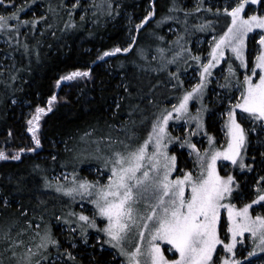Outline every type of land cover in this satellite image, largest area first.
Masks as SVG:
<instances>
[{
  "label": "snow or ice",
  "instance_id": "1",
  "mask_svg": "<svg viewBox=\"0 0 264 264\" xmlns=\"http://www.w3.org/2000/svg\"><path fill=\"white\" fill-rule=\"evenodd\" d=\"M2 3L4 0H0V4ZM8 3L15 10L6 15L0 14V34L6 37L5 43L9 48H12L14 44L19 46L18 37L21 35V24H35L37 20H43L44 17L21 21L18 13L23 12V6L17 7L15 0H8ZM249 3L252 5L264 4V0H239L234 7L224 8L223 11L230 16L231 22L222 35L213 38L215 42L209 53L211 59H208L206 63H201L202 71L199 82L192 86L190 91H185L182 98L178 100L177 104H173L170 110L161 108L158 115L153 114L150 131H147L142 142L129 144L125 140L117 141L124 147L122 151L116 150L111 156L105 158L104 167L109 168V163L111 164L107 183L101 184L99 180L90 181L86 178H78L75 173L70 186H65L58 177L55 185L45 178L43 185L45 188L54 187L57 193L71 197L72 200H75L77 195L81 200L95 197L90 201L95 206L93 217H89L83 212L69 213L70 216L77 217L80 236L85 244L88 242V228L104 233L108 238L105 243L118 249L119 255L124 257L121 264H217L218 260L219 264H241V261L235 258V249L238 243L237 238L244 237L245 233L258 239L261 251H264V215L252 214L253 206L264 202V194L258 193L256 199L239 208L234 203H225L226 200L231 201L234 189L239 188V183L232 174L222 176L217 167V161L222 158L224 161H230L233 165H238L241 170L247 168L251 171L252 165L246 164L243 158L250 143L248 133H255L258 129L264 133V15L256 13L245 15L246 5ZM79 6L80 0H76V3L71 7L75 10ZM201 6L202 0L201 4H197L193 10L199 12ZM207 11L211 12L212 8H208ZM216 12L219 13L220 9L217 8ZM68 15L71 18L72 12L70 11ZM153 15L154 11H149L141 23L148 21ZM83 19L84 17L81 16V20ZM163 19H173V17H164ZM12 21H17V23H12ZM68 26L65 25V27ZM72 26H75L74 23ZM140 26L136 27L139 29ZM200 27L203 30V25ZM256 29L262 30L258 34L259 48L252 57L251 74L244 75L240 99L231 104L228 110V119L225 124L227 129L226 147L213 148L210 155L208 154L209 149H205L204 154H201L197 145L192 143L189 138H184L181 141L180 137L171 136L168 131L169 121L183 119L189 114V101L193 98L202 99L208 77L212 75L211 70L220 63V58L225 55V48L230 49L234 56L240 60L241 66L248 67L245 55L246 41L249 33ZM135 43L136 38L132 37V41L127 47H116L112 49V52L128 53ZM23 48L27 54L28 45L24 44ZM16 50L18 47L13 49V51ZM110 54L105 51L98 59ZM175 55L178 56L180 53ZM192 59L200 60V57L195 56ZM228 71L233 72L231 64H229ZM90 74V69L72 71L61 76L56 83L59 85L61 81L89 77ZM172 76L179 79L176 73H172ZM254 77L257 79L254 80ZM180 83L182 84L183 81ZM128 87L129 85H125L126 91ZM155 87V84H151L147 92H144L142 87H137L136 95L140 100H145ZM128 95L132 96L133 93L128 92ZM56 100L57 96L52 95L48 100L47 108L37 106L27 121V131L32 134L31 138L36 146L41 145V139L37 134L41 126V117L46 111L52 110V104ZM146 102L155 106L152 99H147ZM116 107L119 108L120 105L117 104ZM137 108H139L138 104L133 107V111ZM237 109L242 110V115L247 114V118L252 124L249 129H245L238 122ZM200 111L201 109H197L196 115L190 117L198 121L197 128L202 127ZM173 113H177V115L173 116ZM146 119L148 117L141 119L140 123L143 124ZM132 123L136 122L133 120ZM84 135L90 136L91 133ZM135 136L136 133H132V137ZM106 138L111 139V136H101L98 139ZM165 139H167V143L164 142ZM173 141H180L181 148L187 145L189 149L195 151L194 167H198L196 175L190 170L180 169L177 155L169 154L168 144ZM209 143H212L211 138ZM150 146L151 151H149ZM19 151L23 152L25 149ZM27 151L31 152L35 149L29 148ZM188 154L192 155L193 152L190 151ZM261 156L264 157V152H261ZM8 158L6 152L0 150V159ZM11 159L18 160L20 155L12 156ZM37 167L39 166L37 165ZM177 171L180 174L172 178V174ZM65 179H67L66 176ZM259 179L264 181V176ZM3 203L7 206L8 199L4 198ZM261 206L264 207V205ZM222 209L227 211L225 239H229L230 234V241L227 243L225 239H221L220 235ZM95 217L101 218L103 227H100ZM20 218H23L22 224ZM36 220L43 222V214L37 215L34 211L33 217L29 218L28 210L24 209L20 213V217L0 222V242L4 244L3 251L10 253L6 258H3L6 260V264H42V261H47L48 264H57V261L64 257H67L64 264H67L68 261H72L73 264H82L76 260L72 251L68 249L60 251L62 245L54 235L50 222L41 224L36 223ZM56 220L60 221L61 217H56ZM64 223L67 224L70 234L76 232L77 229L71 226L73 221L65 217ZM14 229H16L15 234H13ZM146 231L149 234V239L145 246L143 241ZM30 233L29 239H24V236ZM37 239L38 243H32ZM74 239L70 235V240L74 241ZM161 242L170 246L167 248L168 252L178 253L177 258L169 259L165 255V248L161 246ZM217 245L223 246V251L226 253L223 257L217 255ZM49 246L56 249L55 259H53L54 254L49 251ZM71 247L75 248L76 244L71 243ZM18 249L21 251L18 252ZM254 251L255 249L253 252H249L248 256H252ZM227 253H231L232 258H229Z\"/></svg>",
  "mask_w": 264,
  "mask_h": 264
},
{
  "label": "rangeland",
  "instance_id": "2",
  "mask_svg": "<svg viewBox=\"0 0 264 264\" xmlns=\"http://www.w3.org/2000/svg\"><path fill=\"white\" fill-rule=\"evenodd\" d=\"M94 1L96 0H80V6L75 10L72 9V4L76 3V0H15L17 7L23 6V12L18 13L20 20H34L38 17H44L43 20H37L35 24L20 26L21 35L18 37L19 46L13 45L12 48L18 47L15 52L23 57L31 54L35 58H39L38 50L36 48V39L44 36L42 40H38L39 43L43 44L48 39L54 38L56 33L59 32L62 36H67L71 30L61 26L64 16L67 17L71 11L77 17L78 21L81 22L85 18L91 16L95 11ZM239 0H202L201 10L199 12L193 9L197 4H201V0H185L184 5L176 6L169 12L162 11L160 19L146 29V34L143 36L144 45L134 52L127 58L128 66L130 67V75L132 77V86L134 88L133 95L124 103L123 110L126 112L123 119L120 122L110 125L106 129H97L90 136L80 137L74 147L69 149L66 144H63L59 149L63 153H71L72 161L67 160L60 162L59 165L65 166V171L57 172L48 181H51L53 185L56 183V178L65 186H70L72 182V176L75 175L78 178H86L90 181L99 180L101 184L107 183V176L110 175L109 168L104 167L105 158L111 156L116 150H123V145L119 144L118 140H125L129 144H138L145 138L147 131H150L151 119L154 118L153 114L158 115L161 108L171 109L173 104H177L178 100L182 98L185 91H190L192 86L199 82L201 63H206L208 59H211L209 53L211 52L214 44V37L218 38L227 30L228 24L231 22L230 16H228L223 10L225 7L229 9L234 7ZM153 2L151 3V5ZM67 5V7H65ZM115 9H120L122 6V0H112V6ZM97 6V5H96ZM111 6V4H110ZM208 8H212V11H207ZM219 8L220 12L217 13L216 9ZM7 9V11H5ZM67 9V15L66 10ZM15 9L8 3V0H4V3L0 4V14H8ZM147 12L152 11L150 2L146 8ZM252 13L264 15V4L252 5L249 3L246 5L245 15ZM148 14V13H147ZM69 16V15H68ZM81 16L84 17L81 20ZM124 30H126V36L128 39H132V33L137 29V25L147 24L148 21L141 23L134 22V19L130 13L126 11L123 14ZM164 17H173V19H163ZM151 18V17H150ZM149 18V19H150ZM153 20V19H152ZM151 21V20H150ZM149 21V22H150ZM208 22V23H206ZM17 23V21H12ZM57 23H60L57 25ZM203 25V30H201ZM166 34L163 32L164 28ZM262 30L256 29L252 33H249L246 41L247 48L245 51L246 58L248 60V67L241 66V62L237 59L230 49L225 48V55L220 58V63L217 64L211 71L212 75L208 77V83L205 88L202 99L193 98L189 101V114H187L181 120H170L168 131L173 137H180L181 141L184 138H189L192 143L197 145L201 154H204L205 149H209V155L213 148H224L227 144L226 136V121L228 119V110L231 104L236 103L240 99V93L243 90L244 75H250V69L253 66L252 57L255 55L259 48L257 43L259 39V33ZM73 32V31H71ZM57 35L61 37L60 35ZM56 36V37H57ZM163 37V39H161ZM6 37L0 34V72L2 74L9 72L12 62L11 55H8L10 49L8 44L5 43ZM155 40V42H154ZM190 40V41H189ZM153 41V42H152ZM189 41V42H188ZM188 42V43H187ZM38 43V46L41 45ZM147 43V44H146ZM28 45L27 54L23 45ZM154 46V47H153ZM164 51L161 52L160 50ZM184 49V51H181ZM142 53V54H141ZM180 53V55H175ZM199 56L200 60H194L192 57ZM155 57V58H153ZM175 61L174 63L171 61ZM229 64L232 65L233 72H229ZM259 72V69H257ZM172 73H176L179 79L172 76ZM115 77V75H114ZM227 77V79H226ZM254 80L257 77L253 78ZM180 81H183L181 84ZM151 84H155L156 87L152 90V93L146 97L145 100H140L139 96L136 95L137 87H142L144 92L148 91V87ZM175 85V87H173ZM64 87H66L64 85ZM152 99L155 106L147 104L146 100ZM56 102V101H55ZM122 98L116 102L121 105ZM25 103V101L23 102ZM14 104H18L14 100ZM54 104V103H53ZM139 105L135 111L133 107ZM29 105L25 104L26 108H23L24 123H25V134L29 136L31 140V133L27 131V121L31 118L35 112L32 108H27ZM116 109H118L116 107ZM197 109H201L199 115L201 117L202 127L197 128V120H193L190 117L195 116ZM143 110V111H141ZM46 113V112H45ZM242 110L237 109L236 115L237 120L242 124L245 129H249L252 124L247 118V114H241ZM177 113H173L176 116ZM213 117L219 126V134L208 128V118ZM148 117L143 124L140 123L141 119ZM136 123L133 124L132 121ZM40 129H38V135L40 137L43 129L40 121ZM123 131L121 132V130ZM132 133H136L135 137H132ZM111 136V139H98L101 136ZM129 137H132L129 139ZM210 138L212 143H209ZM248 139L250 141L247 152L243 154L244 162L248 165H252V170L249 171L247 168L241 170L238 165H233L230 161H224L222 158L217 161V167L220 174L228 175L232 174L236 177V181L239 183V188L234 189L233 198L231 201L226 200L225 203L231 202L236 206L243 207L245 203H250L253 199H256L257 194H264V181L259 178L264 176V157L261 156V152H264V133H261L258 129L257 132H249ZM167 143V139L164 141ZM57 146V144H55ZM38 150V146L36 147ZM35 149V150H36ZM252 149V150H251ZM5 150V149H1ZM72 150V151H71ZM151 146L149 151H151ZM169 154H175L178 157V165L182 170H190L194 175L198 173V167H194L196 161V154L194 150H191L185 145L183 148L180 147V141H173L168 144ZM7 151L6 154L9 158L17 154L23 155L18 150ZM192 151L193 154L188 153ZM23 152H28L27 150ZM179 152H185L187 160L182 163L179 160ZM8 158V159H9ZM44 159H51V155H44ZM41 158V160H43ZM69 170V171H68ZM63 174V175H62ZM180 172H174L172 178L179 175ZM65 176L67 179H65ZM47 178V177H45ZM45 178L34 182L32 194L27 199V204L35 209V213L43 214L44 221L41 222L36 220V223H47L50 222L53 228L58 229L56 238L60 241L62 247L61 252L64 249H68L73 252L78 262L82 264H99L97 262V256L99 253H107V260L102 264H121L124 260L123 256L119 255L118 249L113 248L111 245L105 243L108 239L104 233L98 232L96 229H87V244L83 242L80 236L79 227L76 216H70V212L80 213L83 212L89 217L94 216L95 206L91 204V199L95 197H89L85 200H81L79 195L76 196L75 200L71 197L65 196L62 193H57L55 188H45ZM43 201V203H41ZM264 202L254 205L252 214L264 215ZM46 209V211H45ZM58 209L56 213H52V210ZM34 215L31 214L29 218ZM19 217L14 212L4 211L3 215L0 216V222H7V220ZM56 217H61L60 221L56 220ZM73 221L72 227L76 228V232L69 233L67 224L64 223V218ZM100 227H103L101 218L95 217ZM20 223H23V218H20ZM84 223V222H79ZM227 227V211L226 209L221 210V222H220V235L221 239H225ZM63 229V230H62ZM16 229L13 230L15 234ZM30 234H26L24 239H29ZM74 237V241L70 240ZM138 241V236H137ZM149 239V234L145 232V240L143 244L146 246ZM237 247L235 249V258L241 261V264H264V251H261L259 246V240L254 239L250 234L245 233L244 237H238ZM230 241L225 239V242ZM39 240L33 241L32 243H38ZM75 243L76 247L72 248L71 243ZM127 246V243H126ZM161 246L165 248V255L169 259H175L178 253L168 252L167 248L169 245L161 242ZM4 244L0 242V264H6V258L10 253L4 252ZM95 249V250H94ZM252 256H248L249 252H253ZM21 251L18 249V252ZM49 251L55 259L56 249L49 246ZM97 254L96 255V252ZM226 253L223 251L222 245H217V255L223 257ZM229 258H232L231 253H227ZM67 257L57 261V264H64ZM42 264H48L47 261H42ZM67 264H73L72 261H68ZM219 264V260L217 261Z\"/></svg>",
  "mask_w": 264,
  "mask_h": 264
},
{
  "label": "trees",
  "instance_id": "3",
  "mask_svg": "<svg viewBox=\"0 0 264 264\" xmlns=\"http://www.w3.org/2000/svg\"><path fill=\"white\" fill-rule=\"evenodd\" d=\"M149 2L154 15L150 22L133 31L132 37L136 38V43L132 50L128 53L112 52L116 47H127L132 41L123 28L124 12L130 13L134 22L139 23L148 13L146 8ZM184 2L122 0L121 8L115 9L112 0H96L95 12L81 22L74 13L70 18L65 10L67 17L64 16L61 26L67 24L69 26L65 28L73 31L67 36L57 32L56 36L59 34L61 37L55 36L43 44L38 40L44 36L36 39L39 58L31 54L20 57L13 48L10 49L11 70L4 74L0 72V150L36 149L35 142L24 132L23 108H26L25 104L33 111L37 106L47 108L52 95H56L57 100L53 102L52 110L41 117L43 129L38 150L21 152L23 155L18 160L0 159V216L4 211H10L20 217V213L27 209L30 217L35 209L27 204V199L35 193L34 182L40 180L41 176L42 180L45 177L49 180L57 172L66 170L65 166L59 165L60 162L72 161L70 154L74 152L63 153L59 150L61 146L66 144L72 149L85 133L106 129L123 119L126 114L123 106L130 98L128 92H134L127 58L144 45L146 29L161 18L162 11L169 12L176 6L186 9ZM73 23L75 26H72ZM167 28L163 30L165 34ZM38 43L41 45L38 46ZM105 51L111 54L98 59ZM89 69V77L61 81L59 85L56 83L61 76L72 71ZM125 85H129L127 91ZM121 98V105L116 109V102ZM14 100L18 104H14ZM208 128L219 134L218 123L211 116L208 118ZM44 155H51L52 158L44 159ZM179 160L181 163L187 160L185 152H179ZM4 198L9 201L7 206L3 203ZM57 211L52 210V213ZM54 231L57 235L58 229L54 228ZM95 253L98 255L97 251ZM107 253H99L96 258L99 264L107 260Z\"/></svg>",
  "mask_w": 264,
  "mask_h": 264
}]
</instances>
